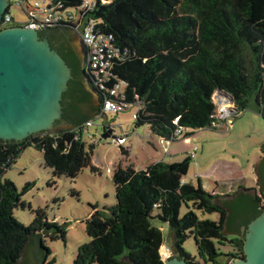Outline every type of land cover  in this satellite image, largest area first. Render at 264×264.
Instances as JSON below:
<instances>
[{
	"label": "trees",
	"instance_id": "16d2710c",
	"mask_svg": "<svg viewBox=\"0 0 264 264\" xmlns=\"http://www.w3.org/2000/svg\"><path fill=\"white\" fill-rule=\"evenodd\" d=\"M51 1L66 6L81 2ZM95 1L96 7L90 12L95 26L113 34L116 44L129 50L116 74L126 84L124 101L128 105L140 102L136 125L147 124L152 135L165 141L178 128L184 130L183 139L192 135L187 129L216 130L224 123L213 116L218 92L231 101L235 110L232 117L253 101L264 121V0ZM5 12L10 13V9ZM25 24L16 23L12 16L10 22L0 23V30ZM70 25L45 26L39 35L60 28L74 31ZM59 53L72 69V76L79 72L88 77L84 55L80 66L74 57ZM72 100L68 107L73 109V116L62 115L70 128L55 131L61 122L57 121L52 130L22 141L0 140V264H21L32 240L38 243L40 264H53L42 238L65 239L68 223L61 226L49 221L41 208L33 211L29 224L14 217L13 209L26 205L21 195L29 186L19 193L4 174L29 146L41 151L43 164L54 178L75 179L86 167L94 171L93 146L86 149L81 133L85 124L100 114L103 97L99 94V104L85 114L80 113L79 100ZM190 160L186 156L173 163L156 161L142 170L114 169L116 203L91 206V215L85 220L89 241L78 247L72 264H163L159 248L165 244L161 230L151 223L154 217L169 227V257L185 259L189 264H228L243 257V234L262 211L264 185H260L259 194H226L227 198L216 200L219 195L206 192L200 182L194 186L183 180ZM183 205L187 211L180 216ZM196 211L218 213L219 219H201ZM189 236L195 240L198 261L183 248ZM216 245H229L230 250L218 251Z\"/></svg>",
	"mask_w": 264,
	"mask_h": 264
},
{
	"label": "rangeland",
	"instance_id": "374dc122",
	"mask_svg": "<svg viewBox=\"0 0 264 264\" xmlns=\"http://www.w3.org/2000/svg\"><path fill=\"white\" fill-rule=\"evenodd\" d=\"M16 1L9 0L10 13L16 23L27 22L28 13L43 19L42 11L30 9L27 13ZM28 5L32 7L33 0H28ZM138 107L139 104L132 103L117 112L107 111L96 115L85 125L81 140L86 149L93 146L91 165L94 171L86 167L75 179L67 176L54 178L52 171L43 164L41 151L33 146L26 147L5 171L4 178L11 180L19 193L29 186L21 195L25 207L13 209L17 220L29 224L34 218L33 211L41 208L49 221L54 220L61 226L68 223L65 239L52 241L48 237L42 238L51 251L48 259L54 258L53 264H72L78 247L89 241L85 220L91 215L92 205H115L112 175L118 166L142 170L156 161L173 163L190 156L184 181L194 186L200 182L206 192L219 195L216 199L227 198L226 194L232 197L240 190L248 192L254 189V193L259 194L260 185L254 167L264 159V121L253 101L237 116H231L228 129L224 125L216 130L187 129L186 133L192 134L190 139L179 138L173 142L162 141L152 135L147 124L136 125L134 114ZM70 127V123L62 122L54 130ZM51 180L55 181L53 185L49 183ZM186 211V206H181L180 216ZM196 213L201 219H219L218 213ZM155 214L156 211L153 212ZM151 223L163 235L165 245L159 248V254L169 257L168 246H171L172 237L168 225L156 217ZM183 248L198 261L192 236L184 242ZM216 248L224 253L230 250L229 245H216Z\"/></svg>",
	"mask_w": 264,
	"mask_h": 264
},
{
	"label": "water",
	"instance_id": "95a60500",
	"mask_svg": "<svg viewBox=\"0 0 264 264\" xmlns=\"http://www.w3.org/2000/svg\"><path fill=\"white\" fill-rule=\"evenodd\" d=\"M9 6V0H0V23ZM71 79L70 66L47 38L40 37L39 29L13 25L0 30V140L22 141L52 130L62 118L63 94ZM254 168L259 185H264V159ZM248 192L254 194V189ZM21 264H40L36 240L26 246ZM163 264L189 263L167 257ZM228 264H264V206L245 228L243 257Z\"/></svg>",
	"mask_w": 264,
	"mask_h": 264
},
{
	"label": "built area",
	"instance_id": "2783aa9c",
	"mask_svg": "<svg viewBox=\"0 0 264 264\" xmlns=\"http://www.w3.org/2000/svg\"><path fill=\"white\" fill-rule=\"evenodd\" d=\"M16 4L27 13L30 9L40 10L44 13L43 19L28 13L29 19L24 26L41 29L51 25L72 24L70 26L82 41L88 79L103 97L99 115H103L107 111L117 112L128 106L124 101L126 84L116 74V68L129 56V50L117 45L113 34L106 33L95 26L90 13L96 7L95 0H81L76 6H66L62 2H52L51 0H33L32 7L28 5V0H17ZM11 17L9 12H4L1 23L10 22ZM214 101L216 108L213 116L223 121V125L228 129V121L235 111L233 105L223 95H218L216 98L214 96ZM137 104L140 105V102ZM136 113L134 117H136ZM183 132L184 130L181 128L176 129L168 142H172L173 138H181ZM161 257L165 259L168 255L162 254Z\"/></svg>",
	"mask_w": 264,
	"mask_h": 264
},
{
	"label": "flooded vegetation",
	"instance_id": "af4514ba",
	"mask_svg": "<svg viewBox=\"0 0 264 264\" xmlns=\"http://www.w3.org/2000/svg\"><path fill=\"white\" fill-rule=\"evenodd\" d=\"M43 37L47 38L50 45L58 52L61 51V53L67 58L70 59L71 57H74L78 60L81 66L84 48L82 41L76 32L67 28H60L53 31H47L43 34ZM73 41H75V43ZM65 93L66 95H63L62 102L63 108L67 107V109L64 111L63 115L67 117L73 116V109L68 107L69 104H73L72 99L77 98L79 100L77 106L82 114L87 113L91 107L99 104V94L96 92V89L93 88L88 77L83 76V74L79 72L75 76H72ZM60 121L66 122L65 117H62ZM197 264L200 263L197 262Z\"/></svg>",
	"mask_w": 264,
	"mask_h": 264
},
{
	"label": "crops",
	"instance_id": "0c3cea01",
	"mask_svg": "<svg viewBox=\"0 0 264 264\" xmlns=\"http://www.w3.org/2000/svg\"><path fill=\"white\" fill-rule=\"evenodd\" d=\"M157 138H158V137H157ZM190 138H191V137H190ZM190 138H189V139H190ZM158 139H160V138H158ZM160 140H162V139H160ZM162 141H165V140H162ZM167 142H168V141H167ZM183 180H184V179H183ZM166 246H167V245H166ZM166 246H165V247H166ZM168 247H169V246H168Z\"/></svg>",
	"mask_w": 264,
	"mask_h": 264
}]
</instances>
